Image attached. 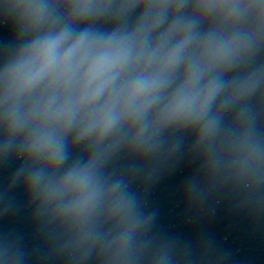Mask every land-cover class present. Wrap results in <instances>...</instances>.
Segmentation results:
<instances>
[{
    "label": "clouds",
    "instance_id": "clouds-1",
    "mask_svg": "<svg viewBox=\"0 0 264 264\" xmlns=\"http://www.w3.org/2000/svg\"><path fill=\"white\" fill-rule=\"evenodd\" d=\"M0 217L20 189L65 264H192L141 185L177 155L264 211V0H0ZM0 264H28L0 237Z\"/></svg>",
    "mask_w": 264,
    "mask_h": 264
}]
</instances>
